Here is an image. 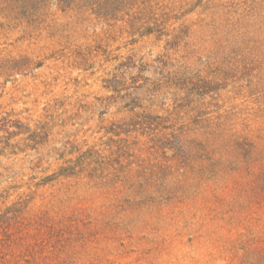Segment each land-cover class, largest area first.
<instances>
[{"label":"rangeland","instance_id":"1","mask_svg":"<svg viewBox=\"0 0 264 264\" xmlns=\"http://www.w3.org/2000/svg\"><path fill=\"white\" fill-rule=\"evenodd\" d=\"M101 1L0 0V264H264V0Z\"/></svg>","mask_w":264,"mask_h":264},{"label":"trees","instance_id":"2","mask_svg":"<svg viewBox=\"0 0 264 264\" xmlns=\"http://www.w3.org/2000/svg\"><path fill=\"white\" fill-rule=\"evenodd\" d=\"M56 1H58L59 4H61V5H66V6H67V4L70 2V0H56ZM80 1H83L84 3H87V2L89 1V2H91L90 4H91L93 7H94L95 5L98 6V5L100 4V0H96L97 2H96V1H93V0H79V2H80ZM98 1H99V2H98ZM106 1H107V0H102L101 2L104 3V2H106ZM89 2H88V3H89Z\"/></svg>","mask_w":264,"mask_h":264}]
</instances>
